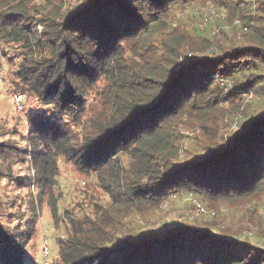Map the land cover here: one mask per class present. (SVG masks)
<instances>
[{
    "label": "trees",
    "instance_id": "trees-1",
    "mask_svg": "<svg viewBox=\"0 0 264 264\" xmlns=\"http://www.w3.org/2000/svg\"><path fill=\"white\" fill-rule=\"evenodd\" d=\"M15 1L0 0V40L28 38L39 51L49 52L32 66L23 64L19 74L63 114L82 111L91 66L122 54L123 43L136 42L139 52L144 48L135 63L114 67L113 79L121 89L114 100V120L92 132L83 125L81 138L61 129L54 117L34 122L37 137L84 169L99 174L110 169L109 208H123L102 232L92 224L67 235L60 243L59 264H264V245L255 243L252 233H225L209 219L195 224L194 219L174 217L132 236L119 232L131 228L125 220L133 212L157 209L175 193L186 200L192 193L218 214L219 201H234L246 217H263L257 209L264 206V0H257V8L251 0H200L225 6L228 21L239 16L254 34L242 42L222 41L214 32L205 42L186 25L173 27L171 9L190 0H85L56 28L55 19L44 21L43 32L25 23L31 18L28 6L21 7L26 0L11 6ZM239 90L260 95V110L250 115L239 101L244 117L239 129L222 140L212 138L223 117L235 119L237 112L225 104L231 95L240 97ZM188 114L200 120L213 140L183 161L176 157L173 124ZM124 152L130 156L126 166L119 162ZM24 261L22 245L0 223V264Z\"/></svg>",
    "mask_w": 264,
    "mask_h": 264
},
{
    "label": "rangeland",
    "instance_id": "rangeland-1",
    "mask_svg": "<svg viewBox=\"0 0 264 264\" xmlns=\"http://www.w3.org/2000/svg\"><path fill=\"white\" fill-rule=\"evenodd\" d=\"M84 1L26 0L21 7L26 9L28 6L30 10L31 18L24 20L25 23L33 25V28L37 25L39 32H43L44 21L49 23L55 19L56 28V23H65V19ZM251 1L253 8H257L258 1ZM18 2L19 0L10 5L15 6ZM199 2L201 1L190 0L175 5L171 9L176 15L172 21L173 27L186 25L193 36L205 42H208L212 32L218 34L225 42L232 39L242 42L254 35H251V31L248 30V33L239 25H234L239 16L228 21V12L220 3ZM209 4H214L216 9L207 13ZM53 27L50 29H54ZM224 28H227L228 32L223 33ZM31 42L28 38L18 41L0 40V223L14 240L22 245L25 264H59L60 243L67 235L79 233L77 228L81 225L89 227L92 224H95L94 227L98 225L95 232H102L109 219L117 217L118 211H123V208L119 207L118 211L109 208L113 200L108 192V184L112 181L107 176L110 169H105L102 174L84 169L81 164L78 165L64 156L62 150L55 151L37 137L34 122L39 121L38 118L54 117L51 119H57L61 129H70L75 137L81 138L83 125L92 132L99 128L102 122L114 120V100L121 93L117 86L120 81L115 82L113 79V75L117 74L114 67L123 69L128 60L135 63L137 55H140L144 48L139 52L136 42L123 43L122 54L111 56L102 66L100 64L103 61L91 66L88 73L91 86L85 87L82 111L74 115L63 114L56 105L46 103L21 79L19 70L23 64L32 66L35 60H44L49 55L48 51H39ZM239 91L241 92L236 93L240 94V97L233 98L234 95H231V99L225 104L237 112L235 119L232 120L230 116L223 117L224 121L217 123L219 131H215L212 138L222 140L234 134L244 121L241 110L250 115L260 110V105L263 104L260 95L257 94L256 97L251 92ZM239 101L245 102L241 110L238 108ZM181 116L177 117L173 124L174 139L177 140L176 157L185 161L213 139L201 128L197 117L191 114ZM75 139L69 144L72 145ZM65 151L68 149L65 148ZM129 160V154L122 153L120 165L126 166ZM113 164L115 169L117 163ZM188 201L179 195L176 199L167 197L160 201V205L155 207L157 209H147L139 215L133 212L134 215L125 220L130 222L131 228L119 232H127L128 236H132L131 234L140 231V228L145 231L157 229L159 225L174 217L189 218L191 203ZM235 203L219 201L217 208L220 212L217 217H198L194 219L195 224L201 219H209L225 233L234 232L243 237L247 232L252 233V240L258 245H264V218L258 217L256 212L258 216L251 214L246 217L242 209L234 208Z\"/></svg>",
    "mask_w": 264,
    "mask_h": 264
},
{
    "label": "built area",
    "instance_id": "built-area-1",
    "mask_svg": "<svg viewBox=\"0 0 264 264\" xmlns=\"http://www.w3.org/2000/svg\"><path fill=\"white\" fill-rule=\"evenodd\" d=\"M211 3V2H210ZM216 9V6L214 4H209L208 7L206 8V12H212ZM234 25H239L242 30L247 31L248 26L243 25L241 23V19L237 18L234 21ZM21 97H19L18 101L20 102ZM173 199L178 198V194L175 193L172 196ZM188 200H191V207L189 208L188 216L191 219H196L198 217H207V218H214L216 215H218V211L214 208L208 207L204 205L201 202H198L197 199L193 196L192 193L189 194L187 197ZM257 212L264 217V206H261L259 209H257ZM47 252H48V247H47Z\"/></svg>",
    "mask_w": 264,
    "mask_h": 264
}]
</instances>
